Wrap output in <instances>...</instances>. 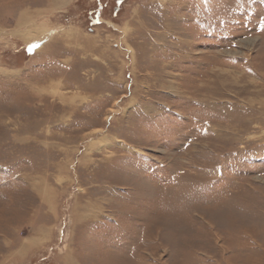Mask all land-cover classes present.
<instances>
[{"label":"rangeland","instance_id":"1","mask_svg":"<svg viewBox=\"0 0 264 264\" xmlns=\"http://www.w3.org/2000/svg\"><path fill=\"white\" fill-rule=\"evenodd\" d=\"M0 264H264V0H0Z\"/></svg>","mask_w":264,"mask_h":264},{"label":"bare ground","instance_id":"2","mask_svg":"<svg viewBox=\"0 0 264 264\" xmlns=\"http://www.w3.org/2000/svg\"><path fill=\"white\" fill-rule=\"evenodd\" d=\"M29 33V32H28ZM251 41V40H250Z\"/></svg>","mask_w":264,"mask_h":264}]
</instances>
